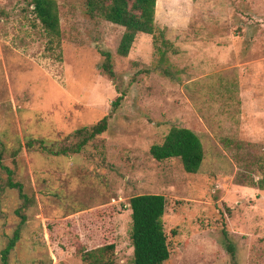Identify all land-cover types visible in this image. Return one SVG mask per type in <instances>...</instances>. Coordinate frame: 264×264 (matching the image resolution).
<instances>
[{
	"label": "rangeland",
	"instance_id": "1",
	"mask_svg": "<svg viewBox=\"0 0 264 264\" xmlns=\"http://www.w3.org/2000/svg\"><path fill=\"white\" fill-rule=\"evenodd\" d=\"M32 1L0 0V143L31 199L24 205L0 172V264L18 228L10 264H86L83 250L110 245L116 264H131L129 203L142 195L167 200L164 264H264V0H157L159 42L172 48L160 53L139 34L127 58L117 54L124 30L91 19L86 0H53L60 42ZM122 96L107 133L82 154L26 148L33 139L63 144ZM173 127L203 144L196 175L150 155Z\"/></svg>",
	"mask_w": 264,
	"mask_h": 264
},
{
	"label": "trees",
	"instance_id": "2",
	"mask_svg": "<svg viewBox=\"0 0 264 264\" xmlns=\"http://www.w3.org/2000/svg\"><path fill=\"white\" fill-rule=\"evenodd\" d=\"M33 12L41 23L45 32L57 42L61 40V25L57 3L53 0H33ZM87 14L91 19H101L124 30L117 54L127 58L139 34L152 36L156 50L163 53L169 51V42H159L165 33L156 28L157 0H86ZM105 62L104 73L112 80L116 79L112 55L103 53ZM123 96L113 104V111L99 123L91 127H84L67 136L63 144L49 145L43 140H30L26 148L30 151L38 150L53 157H70L82 154L85 149L99 137L107 133L111 116L120 108ZM3 147V144L0 143ZM0 149V172L6 175L4 187L17 191L24 205L31 199L25 194L22 184L15 182L14 171L4 163L5 150ZM21 149L13 150L11 157L15 161ZM150 155L158 162L178 159L184 171L196 175L205 159V151L200 138L191 130L173 127L165 137L163 143L151 147ZM259 189L264 191V179L259 182ZM132 211L131 242L133 260L131 264H164L169 261L171 252L165 233L164 217L167 200L161 195H142L134 197L129 203ZM18 215L21 216L20 212ZM26 218L22 216V224ZM21 239V228H18L7 247L1 251V264H10V256ZM115 247L106 246L91 251H82V260L86 264H116L112 259ZM235 262V250L229 245Z\"/></svg>",
	"mask_w": 264,
	"mask_h": 264
}]
</instances>
